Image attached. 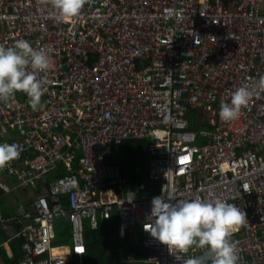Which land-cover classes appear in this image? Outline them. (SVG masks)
<instances>
[{
  "label": "built area",
  "instance_id": "obj_1",
  "mask_svg": "<svg viewBox=\"0 0 264 264\" xmlns=\"http://www.w3.org/2000/svg\"><path fill=\"white\" fill-rule=\"evenodd\" d=\"M17 39L55 66L41 73L43 108L34 111L21 92L0 101V144L22 147L0 169V189L10 191L4 175L25 190L66 170L31 211L0 210V226L19 225L22 264H73L87 252L86 223L97 229L115 214L122 235L140 225L148 264L205 255L197 247L169 252L144 230L154 197L137 200L109 163L124 141L143 138L151 139L157 196L220 197L242 208L248 223L232 236L238 264H264V92L239 119L219 117L237 87L264 76V0H88L67 21L45 0H0V44ZM194 112L207 130L191 128ZM60 218L72 223L69 252L55 233Z\"/></svg>",
  "mask_w": 264,
  "mask_h": 264
},
{
  "label": "clouds",
  "instance_id": "obj_2",
  "mask_svg": "<svg viewBox=\"0 0 264 264\" xmlns=\"http://www.w3.org/2000/svg\"><path fill=\"white\" fill-rule=\"evenodd\" d=\"M45 3L51 4L56 18L67 21L78 17L88 0H45ZM54 66L47 52L34 48L27 40L17 39L11 46L0 44V101L10 102L21 92L34 111L43 108L41 98L47 80L41 73H48ZM260 92H264V76L237 87L230 102L221 103L220 119L225 122L239 119L242 109ZM21 151L22 147L16 144H0V169L18 158ZM174 201L175 195L164 191L152 199L149 216L152 222L144 227L151 237L166 245L169 252L187 253L192 247L206 249L203 256L186 260L176 257L182 264H238L237 242L232 236L248 223L242 208L220 197Z\"/></svg>",
  "mask_w": 264,
  "mask_h": 264
},
{
  "label": "crops",
  "instance_id": "obj_3",
  "mask_svg": "<svg viewBox=\"0 0 264 264\" xmlns=\"http://www.w3.org/2000/svg\"><path fill=\"white\" fill-rule=\"evenodd\" d=\"M195 115V117L198 115V113H189L187 114L188 120H190L191 115ZM196 120V119H195ZM202 125V129L199 130H207V125L203 122V124L199 123V121H195V126ZM129 140H137L136 142H127ZM124 141L121 150L119 151L118 155L113 158H133L136 159L142 156V153L144 151V142L148 141V149H147V158L144 162H138L136 159V162L140 165L137 168H133L132 170L128 171L131 172L130 175H124L121 170L122 177L127 181V184L130 189L133 192V196L139 201H143L148 198L156 197L158 194H160L161 187L158 184L151 183L149 181V177L147 179L148 175V161H149V146L151 143V139H129ZM112 159V158H111ZM110 163V160H109ZM113 165V164H112ZM116 165V164H115ZM59 171V168H55V170L52 171L51 174H55ZM125 172V173H128ZM50 174V175H51ZM46 176L43 179H40L39 181H44L46 178L50 177ZM142 176H146L144 181L140 183H136L133 185L132 180L133 179H140ZM8 178V177H7ZM13 178H8V183L10 184V191L5 192L0 189V192L4 193L5 200H6V208L11 209L9 210L8 216H16L21 211L29 210L31 211L32 203L39 197L40 195H46V192H48V187H42L40 186V189L37 190V183L33 187H28V189L20 190L15 189L14 185L12 184ZM53 182V181H52ZM149 182L151 185L149 187V193L150 196H142V185L144 183ZM136 187V189H135ZM33 195L34 197H30ZM7 196H13L18 199V201H14V204L11 201H8ZM25 196V197H24ZM27 198V200H26ZM114 220L117 218V224L115 226H112L113 231L115 234H112L113 237V243L110 244L109 250H106V264H148L147 258L149 257V252L143 248L142 242H143V235L141 232L140 225L133 226L126 230L124 232V235L121 234L119 230V224H118V217L117 215H113ZM104 222L103 219H99V223ZM59 225L61 229H64V234H58L56 231V227ZM100 225V224H99ZM86 226L90 227L89 222L86 223ZM55 233L58 236L62 245L65 247V252L70 251V247L73 245L72 240V223L68 218H60L55 221L54 224ZM67 229V232L65 230ZM92 229V228H91ZM19 230V225L14 224L10 226H0V239L6 238L3 243H0V246L4 248V255L0 254V264H22V244L23 240L19 237H17V232ZM73 264H82L83 259H78V257H72Z\"/></svg>",
  "mask_w": 264,
  "mask_h": 264
},
{
  "label": "trees",
  "instance_id": "obj_4",
  "mask_svg": "<svg viewBox=\"0 0 264 264\" xmlns=\"http://www.w3.org/2000/svg\"><path fill=\"white\" fill-rule=\"evenodd\" d=\"M195 113V112H194ZM195 115H191L190 118V126L191 128H197V129H202V125H198L195 126ZM136 142L137 140H129L127 142ZM124 143V142H123ZM144 151L142 153V156L137 158V161L140 162H144L146 161L147 156V149H148V141L144 142ZM123 145V144H122ZM149 158H150V154ZM79 157L81 156V152L78 155ZM112 158V159H111ZM136 159L133 158H122V157H118V158H113L110 157V164H113L116 166H119L123 172V176L125 175H130L131 172H128L130 170H132L133 168H137L138 166H140L137 162ZM79 166V159L76 160L75 162V167ZM128 172V173H125ZM66 174V170L62 167L59 168V171L55 174H49L50 177L46 178L44 181H38L37 182V190L40 189V186L42 187H48L49 184L56 180L58 177H61L63 175ZM124 176V177H125ZM147 179H148V175ZM146 176H142L139 180L138 179H133V185H135L136 183H142L144 181V179L146 178ZM136 189V187H135ZM63 200H67V198L62 197ZM6 200H5V196L4 193L0 192V210L3 212L4 215L8 216L9 214V210L11 209H7L6 208ZM116 220H114V217H112L110 220H104V222H100L99 226L97 229H91L89 227H86L85 229V242H86V247H87V252L85 255L82 256L83 262L82 264H106V250H109V246L110 244L113 243V237L112 234L114 235L115 232L112 229V226H115L117 224V218H115ZM56 231L58 234H64L63 231L64 229H61L59 227V225L56 227ZM65 232H67V229L65 230ZM6 238H2L0 239V243H3L4 240ZM4 248H2L0 246V254L4 255ZM81 259V258H78Z\"/></svg>",
  "mask_w": 264,
  "mask_h": 264
},
{
  "label": "rangeland",
  "instance_id": "obj_5",
  "mask_svg": "<svg viewBox=\"0 0 264 264\" xmlns=\"http://www.w3.org/2000/svg\"><path fill=\"white\" fill-rule=\"evenodd\" d=\"M13 135V134H12ZM3 178L5 179V180H8V178H7V176H3ZM13 181V180H12ZM150 183L149 182H147V183H144L143 185H142V196H146V197H149L150 196V193H149V187H150ZM25 197V196H24ZM30 197H34L33 195H31ZM7 198H8V201H11L13 204H14V201H18V199L17 198H15V197H13V196H7ZM26 200H27V198H26Z\"/></svg>",
  "mask_w": 264,
  "mask_h": 264
}]
</instances>
